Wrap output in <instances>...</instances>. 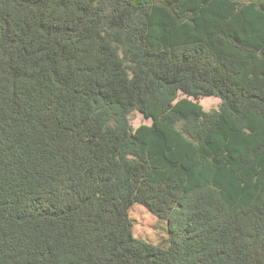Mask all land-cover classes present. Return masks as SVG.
Here are the masks:
<instances>
[{"label": "trees", "instance_id": "16d2710c", "mask_svg": "<svg viewBox=\"0 0 264 264\" xmlns=\"http://www.w3.org/2000/svg\"><path fill=\"white\" fill-rule=\"evenodd\" d=\"M0 264H264V0H0Z\"/></svg>", "mask_w": 264, "mask_h": 264}, {"label": "rangeland", "instance_id": "374dc122", "mask_svg": "<svg viewBox=\"0 0 264 264\" xmlns=\"http://www.w3.org/2000/svg\"><path fill=\"white\" fill-rule=\"evenodd\" d=\"M217 98H201L198 102L206 110H213L217 105H208L207 101L214 102ZM130 124L133 129L140 125H149L150 120H145L138 112H133L130 117ZM129 218L132 222L133 236L144 242H148L160 247H163L167 238V224L163 220L155 218L145 208L140 205L134 204L129 210Z\"/></svg>", "mask_w": 264, "mask_h": 264}, {"label": "crops", "instance_id": "0c3cea01", "mask_svg": "<svg viewBox=\"0 0 264 264\" xmlns=\"http://www.w3.org/2000/svg\"><path fill=\"white\" fill-rule=\"evenodd\" d=\"M207 103H208V105H210V106H212V105H218L219 104V100H215L214 102H209V101H207ZM200 104V103H199ZM201 105V104H200ZM202 107H203V104L201 105ZM203 109L205 110V111H208V110H206L204 107H203ZM216 109V108H215Z\"/></svg>", "mask_w": 264, "mask_h": 264}]
</instances>
